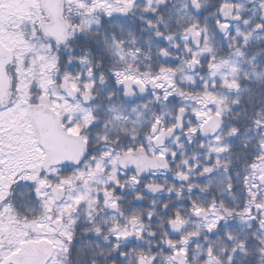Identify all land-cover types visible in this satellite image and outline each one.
Masks as SVG:
<instances>
[{"label":"snow or ice","instance_id":"6c2138e0","mask_svg":"<svg viewBox=\"0 0 264 264\" xmlns=\"http://www.w3.org/2000/svg\"><path fill=\"white\" fill-rule=\"evenodd\" d=\"M0 264H264V0H0Z\"/></svg>","mask_w":264,"mask_h":264}]
</instances>
